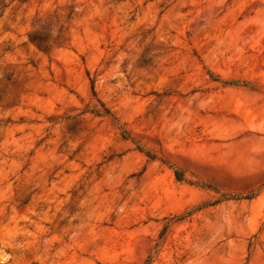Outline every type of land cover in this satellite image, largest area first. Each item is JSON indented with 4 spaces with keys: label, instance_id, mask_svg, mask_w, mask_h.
I'll list each match as a JSON object with an SVG mask.
<instances>
[{
    "label": "rangeland",
    "instance_id": "obj_1",
    "mask_svg": "<svg viewBox=\"0 0 264 264\" xmlns=\"http://www.w3.org/2000/svg\"><path fill=\"white\" fill-rule=\"evenodd\" d=\"M0 264H264V0H0Z\"/></svg>",
    "mask_w": 264,
    "mask_h": 264
}]
</instances>
